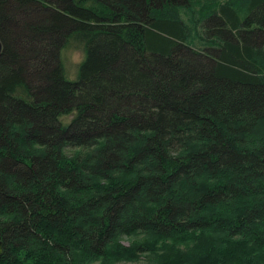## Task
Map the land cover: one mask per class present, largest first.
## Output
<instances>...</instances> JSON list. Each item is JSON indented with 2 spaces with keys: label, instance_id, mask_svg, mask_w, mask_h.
I'll return each mask as SVG.
<instances>
[{
  "label": "trees",
  "instance_id": "1",
  "mask_svg": "<svg viewBox=\"0 0 264 264\" xmlns=\"http://www.w3.org/2000/svg\"><path fill=\"white\" fill-rule=\"evenodd\" d=\"M0 46V264H264V0H0Z\"/></svg>",
  "mask_w": 264,
  "mask_h": 264
},
{
  "label": "rangeland",
  "instance_id": "2",
  "mask_svg": "<svg viewBox=\"0 0 264 264\" xmlns=\"http://www.w3.org/2000/svg\"><path fill=\"white\" fill-rule=\"evenodd\" d=\"M64 60V66L65 69L68 72V75L72 78L74 75L76 64L80 61L81 54L77 51H68L63 56ZM66 76L68 80H72L69 78V76ZM127 240H122L123 245H127ZM125 264H132V263H125Z\"/></svg>",
  "mask_w": 264,
  "mask_h": 264
},
{
  "label": "water",
  "instance_id": "3",
  "mask_svg": "<svg viewBox=\"0 0 264 264\" xmlns=\"http://www.w3.org/2000/svg\"><path fill=\"white\" fill-rule=\"evenodd\" d=\"M0 50H1V46H0Z\"/></svg>",
  "mask_w": 264,
  "mask_h": 264
}]
</instances>
